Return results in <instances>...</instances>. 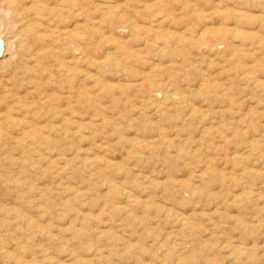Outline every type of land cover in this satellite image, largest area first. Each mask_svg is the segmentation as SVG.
Wrapping results in <instances>:
<instances>
[{
    "label": "rangeland",
    "instance_id": "1",
    "mask_svg": "<svg viewBox=\"0 0 264 264\" xmlns=\"http://www.w3.org/2000/svg\"><path fill=\"white\" fill-rule=\"evenodd\" d=\"M0 264H264V0H0Z\"/></svg>",
    "mask_w": 264,
    "mask_h": 264
}]
</instances>
